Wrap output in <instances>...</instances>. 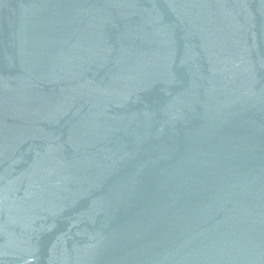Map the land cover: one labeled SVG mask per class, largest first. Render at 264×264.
Returning <instances> with one entry per match:
<instances>
[{
  "label": "water",
  "instance_id": "95a60500",
  "mask_svg": "<svg viewBox=\"0 0 264 264\" xmlns=\"http://www.w3.org/2000/svg\"><path fill=\"white\" fill-rule=\"evenodd\" d=\"M0 264H264V0H0Z\"/></svg>",
  "mask_w": 264,
  "mask_h": 264
}]
</instances>
